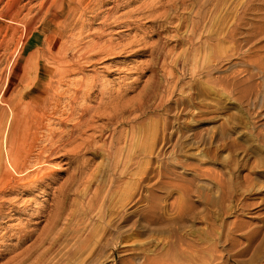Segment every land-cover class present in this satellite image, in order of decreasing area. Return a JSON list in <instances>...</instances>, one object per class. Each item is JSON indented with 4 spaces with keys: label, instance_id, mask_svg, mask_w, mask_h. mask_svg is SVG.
<instances>
[{
    "label": "rangeland",
    "instance_id": "1",
    "mask_svg": "<svg viewBox=\"0 0 264 264\" xmlns=\"http://www.w3.org/2000/svg\"><path fill=\"white\" fill-rule=\"evenodd\" d=\"M118 1L121 2H117L118 6L111 11L113 17L110 14L108 18L111 24L103 27L101 22L115 0H104L101 4L96 1L95 4L100 6L83 16L91 27L82 29V34L79 26L69 24L59 12H52L54 4L47 5L45 10H49L40 24L37 23L40 29L24 43L16 68L23 65L30 49L40 47L48 52L47 42L54 43L51 49L54 48L53 56L58 60L40 59L42 68L53 71L60 66L80 67L82 64V72L77 70L59 80L63 85H56L55 95H61L62 88L74 89L79 79V82L87 81L94 74L98 75V88H93L90 98H81L78 99L81 103H75L90 106V116L84 117L89 120L90 127L81 126L76 128H81V132H77L73 128L77 118L63 123L67 112L55 115L51 112L53 105L47 108L44 118L51 130L62 123L63 126L60 124L55 130L54 140L58 144L64 132L74 129V136L78 135L77 143L93 138L97 150L83 148L79 152L78 159L83 164L75 174V181L81 180L77 188L73 186L67 190L63 186L60 189L74 164L62 156L53 158L54 155L49 160L50 166L57 167L52 179L37 186L40 182L33 181L32 176L26 186L19 185L0 196V215L4 213L2 218L0 216V264L13 262L9 256L29 246L42 234L44 218L54 213L56 201L58 211L63 213L57 228L64 239L68 238L69 244L76 239L72 236L76 224L80 225V233H89L85 246L70 264H264V0H224L220 10L222 18L217 26L200 29V36L195 35L192 45L187 37L189 23L195 17L188 1L187 7L177 6L167 18L159 17L157 13L148 15V10L158 6V0ZM12 2L2 0L0 12ZM65 8L67 10L69 5ZM5 24H0V37L6 29ZM207 30L217 34L204 41L202 34L206 35ZM92 31L101 35L99 42L110 39L116 44V52L84 57L88 45L85 42L97 39L88 35ZM142 34H145L147 45L164 44L166 53L162 55L167 61L154 67L158 82L164 86L159 88L163 97L152 94L149 103L146 97L140 102L138 93L141 96L140 91L152 75V71L144 68L150 62V56H131V47H127L132 38ZM68 37L69 41H66ZM13 42L4 54L0 51L1 86L7 82L6 72H11L7 62L15 55L17 40ZM34 64L35 59L30 65ZM47 75L58 76L54 71ZM31 76L26 68L24 73L14 74L9 89L13 86L12 92L24 89ZM44 78L37 81L34 89L45 87ZM100 92L103 101L118 92L126 100L130 99L124 109L128 118L114 126L106 122L104 115L98 117L96 111L92 112ZM63 98V102L67 100L65 96ZM134 101L142 103L143 107L133 120L127 110ZM48 103L53 104V101ZM61 105L63 107L64 103ZM55 119H58L57 123ZM132 123L134 127L138 126L134 134L130 127ZM104 125L106 128L100 136L98 126ZM44 130L43 139L48 133ZM110 134H113V143L108 155L101 144L102 139L109 141ZM87 185L91 186L89 193L85 189ZM97 187L100 190L98 201L85 213L86 197ZM82 216L87 219L84 223H81ZM21 230H31L30 233L27 231L26 240L19 238L24 233ZM9 231H13L12 234ZM64 249L65 245L59 248L61 252Z\"/></svg>",
    "mask_w": 264,
    "mask_h": 264
},
{
    "label": "bare ground",
    "instance_id": "2",
    "mask_svg": "<svg viewBox=\"0 0 264 264\" xmlns=\"http://www.w3.org/2000/svg\"><path fill=\"white\" fill-rule=\"evenodd\" d=\"M1 1L2 0H0V2ZM33 1H35V0H26L24 2H23V0H13L11 5H9V3H7L8 5L6 6V9L4 8L5 9L4 12H0V24L6 23L5 24L6 29L0 37V51H1V53L5 52V50L14 41V39L17 40V47L14 49L15 55L12 54V55H14L13 58L11 60L9 59V61L7 62V64L10 63V65H11V72L10 73L6 72V73H8L6 84H4L3 86L0 85V196L2 194H5L6 192L11 191L12 189L16 188L19 185H25V183L30 181L31 178H33V177H34L33 181L40 182V184L39 183L36 184L37 186L41 185V183L43 184L45 182V180H47V179H50V178L52 179V175L57 170V167H56V165L50 166L49 160H51V157L54 155L55 156L53 158H58V157L62 156L63 158L68 159L69 163L74 164V167H73L72 171L70 172V174L68 175V177L66 178L65 182L60 185V189L62 190L63 186H66L67 190L72 189L73 186H75V188H77V186L80 184L81 180L79 182L78 181L76 182L75 181V174L80 171L79 169H81L80 167H82V164H83L78 159L79 152L83 148L86 150H97L96 149L97 147L94 145V139L93 138L89 137L88 139H84L83 141L77 143L76 140H77L78 135H76L77 137L74 136L73 130L76 128H79L81 126H83V127L85 126L84 128H86V127L88 128L91 126L89 123V120H87V118L86 119L84 118L85 115L91 114V113H89L90 106H80V104H77V105H79V106H77V105H75V103L76 102L81 103L78 101V99H81V98L83 100H85V99L88 100V97L90 96L92 90H94L93 88H95V87H96V89L98 88L97 84H96L97 83L96 82V80H97L96 76H98V75L94 74L90 78V80H88L85 77V79H87V81L82 80L79 82V80H80L79 79L78 83L77 82L75 83L77 86L74 89H71L72 91L69 90V88H67V87H66L67 89L66 88L63 89L62 87H60L63 90V91L61 90V95H55L54 90L56 89V87H58L61 84L63 85V83L59 82V80L61 79V81H62V79L70 73L75 74V71H77V70L81 71L80 67L82 64L80 65V67L78 65H75L73 67H68L69 66L68 64H67L68 66L65 65V66H60V67H56L54 65L56 67V68L54 67L55 69L53 70L54 75H58V76L47 75L49 73V71L50 72H53V71H51V69L49 70L48 68H42L39 65V60L40 59H47V60L53 61L54 59H57L53 56V53H56L54 51V48H53V50L51 49V47L54 46V43L51 44L49 42H47L48 52H46L44 49L42 50L40 47H35L34 49H30V51H28L26 57L24 58V63L20 68H16L15 65L18 62L17 60H18L20 53L23 51L24 43L27 40V38L31 37V35H33V33H35L36 31H38L40 29V25H39L40 21H41L42 17L44 16L45 12L47 10H49V8H47L45 10V7L47 5L49 7V6H51V4H54L52 12L53 11L54 12L57 11L55 13L59 12L60 15L65 16L64 18L67 19V22L69 24H71L72 26H76V27L79 26V28H80L79 33L82 34L84 29L88 30L91 27L90 23L88 21L86 22V20L83 18V16H85L88 12H93V8L95 6L96 7L100 6L99 4H95L96 1L101 4L104 2V0H99V1L98 0H36L37 3L36 2L32 3ZM158 1H159V4L157 7L148 10L149 16H152L155 13H157V15L159 17L167 18L169 13H172L173 10L176 11L175 9L177 8V6L181 7V8H185V7H187V4L191 5L192 10L194 11L193 14H194L195 20H193L191 22V24L189 23L190 29H189L187 39H188L190 45H192L193 39H196L195 35L198 33V31L200 29H203L204 26H209V25L210 26L213 25V27H214V25L217 26V24L219 23V21L222 18V16L220 15V12H221L220 10H221V5L224 4V0H158ZM187 1H188V3L186 4ZM117 2H121V1L115 0L112 7L109 9V11H107V13H106L107 15H106L105 19L102 20L101 27L109 26L111 24L112 21H108V18L111 17V15L113 17L112 13H114V12H111V11H112V9H115L118 6L117 4H119V3H117ZM65 4L69 5V8H67V10L65 8L67 5H65ZM143 5L145 6V4H143ZM146 5H147V1H146ZM148 6L150 7V5H148ZM146 8H147V6H146ZM178 9H180V8H178ZM178 9H177V11H179ZM136 12H137V10H136ZM132 13H133V11H132ZM130 15H131V12H130ZM95 16L96 15H94L93 17H95ZM179 21H180V19L178 20V22ZM37 23H39V24H37ZM207 23H209V24H207ZM181 24H184V23H181ZM65 25H66L65 26V28H66L67 24L65 23ZM101 27H100V29H101ZM209 28H211V27H209ZM76 29H78V28H76ZM207 31L208 32L206 33V35L202 34V36L205 38L204 41L209 39L210 36H212V34L215 33V31H212V30H207ZM91 34L94 35L97 39L96 40L94 39L95 41H92V42L89 41L90 43L85 42L86 45L87 44L88 45L86 46L87 49L84 52L85 53V55H83L84 57H86V58L91 57V56L96 57L99 55L100 56H106L108 54H112V53L116 52V51H114V49L117 48L116 44H114L110 39H108V40L105 39L104 41L102 40L103 42H99L101 35L99 33L93 32V31L88 35H91ZM216 34H214V35H216ZM66 35H68V34H66ZM66 35H65V38H67ZM76 35L77 34H75V36ZM198 35L200 36V32L198 33ZM37 36H39V35H37ZM71 38H72V36H71ZM81 39L82 38H80V40ZM144 39H145V34H142V36H139V37H134V38H132V40L130 41V43L128 44L127 47H131V52L129 51V53H130L129 55H131V56H136V55H141V54H147L150 56V62H148L146 65H144V68L152 71V75H151L150 80L144 85L142 91H140V92H142L141 93L142 97L140 96V93H138V100H140V102L144 101L145 100L144 98L146 97V101H147V103H149L148 99L151 98L150 96L152 94H153V96L159 94V97H163V95L161 96V91L159 90V88L163 84L161 85L160 82H158L156 72L154 71V67L157 66L158 64L164 65L167 61L165 62V55L164 56L162 55V53H166L164 50V47H163L164 44L160 45L161 47L159 46L158 42H156L155 44H152V45H147V42ZM160 39H158V40H160ZM76 40H78V39H76ZM66 41H69V37ZM68 43H70V42H68ZM77 43H79V42H77ZM80 44H81V42H80ZM138 44H142V46L141 47L136 46ZM118 46H120V45H118ZM122 46H123V44H122ZM72 47H73V45H72ZM193 47H195V46L193 45ZM8 50H9V48H8ZM163 50H164V52H163ZM191 51H192V48H191ZM196 51H197V49H196ZM60 52H62V51L60 50ZM117 52H118V50H117ZM58 53H59V51H58ZM62 53H64V52H62ZM0 55L2 56V54H0ZM194 55H195V53H194ZM194 55H193V57H194ZM8 57H10V56H8ZM52 57H54V58L52 59ZM33 59H35V64L30 65V63L33 61ZM83 59H85V58H83ZM99 59H101V57ZM180 59H181V57H180ZM170 60H171V58H170ZM62 63H65V62H62ZM25 68H26V72L29 71L32 74V76L30 77V79L27 80V82H25L24 89H20L17 92H12V89L14 86L9 89L10 83L13 82V81H11L12 76L14 74L18 75L19 72H20V74L24 73ZM95 72L96 71H94V73ZM46 76H49V78L46 79ZM68 76H70V75H68ZM42 77L43 78L45 77L44 78L45 84H46L45 87L43 89H34L36 86L35 84ZM68 79H71V78H68ZM17 82L20 83V78L17 79ZM71 82L74 83V81H71ZM15 85H16V83H15ZM56 85H58V86H56ZM73 85L74 84H72L71 86H73ZM66 86H68V85H66ZM163 87L164 86H162V88ZM57 89H56V91H57ZM100 94H101L100 96L98 95L100 98H98L99 101L96 104L97 106L95 105L96 107L94 106L92 108V109H94L92 112L96 111L95 113H97L98 117H100L101 115H104L106 117V122L108 124H111L114 126H116L117 124L123 122L126 118H128L127 115L126 116L124 115V109L126 108L125 105L128 104V102H127L128 99L126 100L123 94L118 92L114 95H110L109 98L106 99L105 101H103L104 99L102 98V96H103L102 92H100ZM63 96H65V98L67 99L64 102L62 101V99H64ZM51 100L53 101V104L48 103L49 101L51 102ZM132 100H133V98L131 99V101ZM134 100L137 102L136 98H134ZM163 100H164V98H163ZM135 101L131 103L129 110H127L128 111L127 114L132 115L133 120L137 117V114H136L137 111H139L143 107L142 103L140 105V102L136 103ZM159 101L161 102V100H159ZM158 102L156 101V103H158ZM62 103H64L63 107L61 105ZM83 103H84V101H83ZM46 104H48V105H46ZM51 105L54 106L52 111H51L54 114L57 112H59L57 114H63V112H65V113L67 112L65 120L62 121L63 123L65 121L68 122L69 120L75 121V119L77 118V121L73 122V126H74L73 128L74 129H72L70 131L67 129L68 130L67 132H64L66 130L62 129L64 132V136H63V139L60 141L59 144L57 143V141L54 140L55 136L57 135L55 130H57L60 127V124L62 125V123H60L59 127L57 128V127H54V124L52 122V124H53L52 127H54V129L55 128L56 129L51 130L52 129L51 126L49 125L51 129L48 128V123L44 122V118H46L45 114H46L47 108H49V106H51ZM160 105H162V104H160ZM144 106H145V103H144ZM149 106H150V104H149ZM61 107H62V109H61ZM145 108H148V107L146 106ZM49 114H50V112H49ZM93 115H94V113H93ZM48 118H50V117H48ZM57 118H58V116H57ZM88 118H90V117H88ZM58 119H57V121H56V119L54 121H56V123H57ZM90 121H92L91 118H90ZM95 121H96V119H95ZM132 122H134V121H132ZM95 125H96V123H95ZM130 127H132V130H133L132 133L134 134L136 129H135L133 123ZM63 128H66V127H63ZM104 128H106V125L98 126L97 131L99 132L100 136H101L102 132L104 131ZM44 129L48 130L47 131L48 132L47 137L45 139H43L44 138L43 131L45 132ZM77 130L80 131L81 128L76 129V131ZM44 134H46V133H44ZM79 134L81 135V133H79ZM84 134H86V132ZM133 134H131V136ZM91 136H92V134H91ZM112 136H113V134H110V136H109L110 139L108 138L109 141L102 139L101 148L104 151H106L108 153V155H109V151H110L109 148L112 146V143H113V137ZM121 136L122 135H120V137ZM61 137H60V139H61ZM133 139H135V138H133ZM68 146H69V148H68ZM113 147H115V146L113 145ZM56 154H58V155H56ZM115 160H116L115 163H117V158ZM68 162H64V163H68ZM39 173H40V175H38ZM29 184H30V182H29ZM81 184H83V183H81ZM90 187L91 186H89V185H87L85 187V189L87 190L86 191L87 193L90 192ZM98 188L99 187L92 190L91 195H89L88 197H86L87 193L85 194V197H86V202L84 204L86 207L85 213L88 212L89 210H91V208H94V204L98 201L97 198L100 194V190ZM60 189H59V191H60ZM101 194H102V192H101ZM3 203H6V202H3ZM58 207H59V205H58V202L56 201L54 203L55 210H54L53 214L49 215L46 212V214L48 215L47 217L45 216V214H42V215H44L43 217H46V218H44V219H46V221H44L45 224L43 225V228L40 232L42 234L39 235L36 239H34L33 242L29 246H26L25 248H23V246H25L23 244V246L20 247V248H23L21 251H18V252L16 251V253L13 256H11V257L9 256L10 258L8 257V259H12L13 262L11 261V263H5V264H70L73 257H75V255L78 254V252H80L81 249L85 246V242L87 241V239L89 237V233L83 234L82 231H81L82 233H80V230H79L80 225L78 226V224H76V227L73 226L74 228H73V232H72V236H74L76 239L72 243L69 244L67 242L68 238L64 239L62 237L60 229L57 228V226L59 225L60 218L63 217V213H61L60 210L58 211ZM47 209H48V207H47ZM85 213H84V215H85ZM98 213H99V211H98ZM0 216L2 218V216H4V213H3V215L1 214ZM81 218H83V216ZM85 221H87L86 217L82 219L81 223H84ZM18 224H20V223H18ZM21 226H23V225H21ZM26 226L27 225H25L24 227H26ZM12 229H14V228H11V230ZM38 229H36V230L38 231ZM23 231H24V233L21 234V237H19L20 239H22V241L26 240L25 238L28 236L27 231H29V230H27V231L23 230ZM30 231H29V233H30ZM11 232H13V231H11ZM11 232H10V234H12ZM14 232L16 233V229L14 230ZM17 232H18V230H17ZM33 235L35 236L36 234H33ZM33 235H31V236H33ZM7 237H9V235ZM13 237H17V236H13ZM5 240H7V239H5ZM67 243H68V246H67ZM64 245H65V249L63 252H61L59 250V248L61 246H64ZM6 246H8V245H6ZM10 249H12V248H10ZM0 252H2V251H0ZM13 252H15V251H13ZM10 255H11V253H10ZM6 259H7V256H6ZM7 260H5V262Z\"/></svg>",
    "mask_w": 264,
    "mask_h": 264
}]
</instances>
